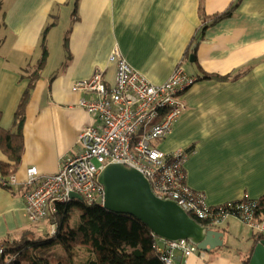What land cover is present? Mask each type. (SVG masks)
Masks as SVG:
<instances>
[{"label":"crops","instance_id":"crops-1","mask_svg":"<svg viewBox=\"0 0 264 264\" xmlns=\"http://www.w3.org/2000/svg\"><path fill=\"white\" fill-rule=\"evenodd\" d=\"M233 5L230 16L216 20ZM48 25L47 46L53 50L25 109L19 184L0 185V242L34 230L24 199L28 169L56 174L82 152L83 130L101 125L79 106L85 95L72 87L97 70L113 85L116 69L109 58L115 47L154 85H163L182 62L200 77L181 94L186 110L173 131L156 144L168 154H188L187 185L210 206L264 196V0H0V125L5 130L14 131ZM196 38L201 40L192 63ZM238 73L236 80L204 79ZM8 162L0 149V163ZM218 231L224 234L222 247L189 258L178 253L177 264H245L259 233L234 217Z\"/></svg>","mask_w":264,"mask_h":264},{"label":"built area","instance_id":"built-area-1","mask_svg":"<svg viewBox=\"0 0 264 264\" xmlns=\"http://www.w3.org/2000/svg\"><path fill=\"white\" fill-rule=\"evenodd\" d=\"M115 65V79L110 87L102 71L90 78L77 81L72 91L85 95L79 106L88 114L97 116L100 126L86 127L79 137L82 152L67 159L59 172L42 175L36 167L29 168L24 194L30 223L52 219L59 206L73 204L79 199L86 206L104 203V186L98 178L106 166L122 164L136 169L150 182L153 192L165 201H174L200 224L211 229L220 228L230 218H238L256 232L264 235V221L259 220V202L245 199L237 203L210 206L204 195L192 190L186 181L185 164L188 154L163 152L157 143L166 139L186 106L181 94L199 80L191 75L183 62L163 85H154L137 72L115 47L109 58ZM89 96V98H87ZM16 175L0 177L3 187L16 186ZM53 233L57 225L51 224ZM155 248L165 264H177L199 251L187 240L166 241L157 237ZM162 243L163 245H161ZM3 247L0 254H3ZM13 261L9 260L8 262Z\"/></svg>","mask_w":264,"mask_h":264},{"label":"trees","instance_id":"trees-1","mask_svg":"<svg viewBox=\"0 0 264 264\" xmlns=\"http://www.w3.org/2000/svg\"><path fill=\"white\" fill-rule=\"evenodd\" d=\"M237 5H233L226 13L216 16V20L230 16ZM48 25L44 30L41 47L43 55L38 63L37 71L31 76V84L24 93L18 109L15 113L14 131L5 130L0 125V149L8 157V163H0V171L3 178L16 175L24 154V124L25 109L29 101L32 87L38 79V71L42 70L47 62L49 52L47 50L46 33L51 29ZM196 46L201 38H196ZM191 56L197 62L196 51ZM242 73L227 77L206 74L204 79L236 80ZM198 78V77H197ZM198 80H201L200 77ZM2 113L0 112V120ZM12 189V186L4 187ZM258 216L264 213V196L258 201ZM81 209L79 223L72 224V210L74 207ZM51 224L57 225L56 233L48 239L33 241L24 234L14 242H1L0 248L4 252L0 254V264H72L77 248L88 247L90 257L81 264H165L155 248L158 242L152 236V231L140 220L126 214H117L105 209L100 203L86 206L84 202L77 201L67 206H59L58 213L52 217ZM210 230L206 224H202ZM51 235V234H50ZM264 239L263 234L254 235V240ZM60 244L66 256L43 258L39 251L47 246ZM252 252L245 262L250 264ZM9 260H13L8 262Z\"/></svg>","mask_w":264,"mask_h":264},{"label":"water","instance_id":"water-1","mask_svg":"<svg viewBox=\"0 0 264 264\" xmlns=\"http://www.w3.org/2000/svg\"><path fill=\"white\" fill-rule=\"evenodd\" d=\"M190 61L194 62L193 56ZM98 181L105 189V209L133 216L157 237L166 241L187 240L204 253L223 246L222 232L203 226L174 201L157 197L149 180L138 170L122 164H110L102 171ZM71 196L82 201L78 194ZM252 248L250 264H264V239H255Z\"/></svg>","mask_w":264,"mask_h":264},{"label":"rangeland","instance_id":"rangeland-1","mask_svg":"<svg viewBox=\"0 0 264 264\" xmlns=\"http://www.w3.org/2000/svg\"><path fill=\"white\" fill-rule=\"evenodd\" d=\"M54 44L55 43H52V46ZM47 50H48V52H50L53 49L49 51L48 46H47ZM59 53H58V55L56 57V60H58ZM56 63H57V61L55 62V64ZM55 64H54V66H55ZM59 67H60V65L58 64L56 70ZM80 214H81V209L79 207H77V206L74 207L73 210H72V213H71V216H72L71 221H72L73 225L79 223ZM51 223H53V222L50 219V221L49 220H44V221H41L40 223L34 224L35 225L34 226V230L30 231L31 233L28 234V238H30L31 240L36 242V241H41V240L48 239L49 237H54V236H52L53 235L52 233L54 231L51 228ZM234 245H235L236 249L239 248V246H240V244H237V243H234ZM88 251H89L88 247L77 248L74 258L71 259V263L72 264H81V262L85 261L87 258L90 257V253ZM38 253H39V256H41L43 258H48L50 256L52 257V255H54L56 257H64V256H66L65 251L63 250V248L61 247L60 244H54L52 246H47V247L41 249Z\"/></svg>","mask_w":264,"mask_h":264}]
</instances>
